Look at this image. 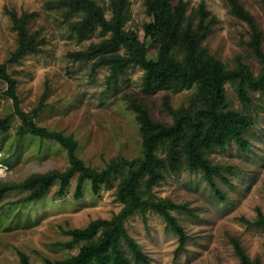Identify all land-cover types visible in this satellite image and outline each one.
Returning a JSON list of instances; mask_svg holds the SVG:
<instances>
[{
  "label": "rangeland",
  "instance_id": "rangeland-1",
  "mask_svg": "<svg viewBox=\"0 0 264 264\" xmlns=\"http://www.w3.org/2000/svg\"><path fill=\"white\" fill-rule=\"evenodd\" d=\"M87 2L102 13L101 20L89 17L73 0H0V63L16 81L25 118L73 135L77 155L100 171L112 161L143 156L139 107L164 126L187 115L181 130L156 149L164 160L176 154L177 169L163 170V178L152 187L157 197L186 205L188 210H172L187 233L185 249L176 254L177 234L152 210L128 217V233L148 255V264H240L232 237L252 261L264 264V224L255 223L258 212L264 215V88L246 85L250 101L243 104L236 85L223 84L225 102L218 110L240 112L250 122L242 132L246 148L232 137L223 147L206 140L209 121L199 125L203 157L221 167L213 176L219 196L203 171L190 169L186 162L187 139L195 128L188 123L199 122L194 111L209 104L199 83L190 77L184 84L171 78L149 90L144 69L132 60L134 51L121 45L92 58L82 56L110 39L104 22L117 18L148 59L206 68L215 61L224 70L244 69L258 77L264 72V0H170L174 21L153 37L146 28L154 23L156 0ZM254 40L262 56L255 52ZM113 63L121 65L116 74ZM7 88L0 78V264H20L19 252L33 264H46L45 259L77 253V245L59 244L70 240L65 230L109 219L121 209L116 187L128 168L98 192L86 179L76 196L74 175L64 194L57 193L55 180L42 198L23 202L31 191L24 185L29 178L63 172L69 159L58 142L30 131Z\"/></svg>",
  "mask_w": 264,
  "mask_h": 264
},
{
  "label": "trees",
  "instance_id": "trees-1",
  "mask_svg": "<svg viewBox=\"0 0 264 264\" xmlns=\"http://www.w3.org/2000/svg\"><path fill=\"white\" fill-rule=\"evenodd\" d=\"M156 2L154 23L146 28L147 36L150 37L165 31L167 26L174 21L172 15L174 6L170 0H156ZM73 4L77 8L85 10L89 17L97 16V19H102V13L100 11L96 13L94 5L88 3L87 0H73ZM104 24L111 32L110 39L90 51L83 52L82 56L92 58L99 51L104 50V52H107L106 50L121 45L134 51L135 57H132V60L144 69L143 81L149 90L161 87L164 83H170L173 79V82L184 84L190 77L199 83L198 85L208 97L209 104L207 108L194 111L196 120L199 119V122L192 120L188 123L190 129L192 123L195 128L191 129L192 133L187 139L186 162L190 169L202 170L208 183L216 189L219 196H223L217 189L213 178L215 173L220 172L221 167L212 165L203 157L200 151L201 141L199 138L202 134L199 125L204 127V119L209 121L208 126H205L206 134L203 136L206 140L212 139L215 144L223 147L225 142L232 137L242 148H246L248 143L242 132L248 128L250 122L240 112L218 110V107L225 102L223 84L225 82L234 83L240 101L247 104L250 101V96L247 93L246 85L252 89H263L264 72L255 77L244 69L228 71L224 70L215 61L211 62L209 68L198 67L194 64L180 66L172 61H154L147 58L144 48L135 42L133 36L126 34L121 29L119 19L105 21ZM22 37L24 36L22 35ZM252 45L255 52L262 56L258 48V41L254 40ZM120 70V63L112 64V74H116ZM0 78L8 83L6 94L12 98L15 111L29 126L30 131L41 138L58 142L66 150L69 159V167L63 172L37 174L29 178L24 185L30 188L31 191L27 197L22 199L23 202L42 198L55 180L59 181L57 193L64 194L69 180L74 175L77 176L76 196H80L86 179L90 180L93 192H98L101 185L110 183L113 175L120 173L124 168H128L127 173L119 180L116 187L117 198L122 203L121 209L109 219L98 218L92 220L84 228L65 230L64 232L70 236V240L59 244L66 248L77 245V253L53 261L45 259L46 264H148V255L128 233L124 225V221L128 217L135 213H144L147 210H152L161 215L169 228L177 234L179 244L176 254L185 249L188 236L184 228L178 223L172 210H188L186 205L177 204L167 198L157 197L152 192V187L163 178V170L167 168L177 169L179 160L176 154L172 153L168 159L164 160L158 156L156 149L158 144L170 139L173 133L181 130L184 124L183 119L187 115L186 117L184 115L176 116L173 125L164 126L154 122L147 111L139 107L143 156L131 160L112 161L106 164L104 169L97 171L87 166L77 155L78 141L73 135H66L60 131L37 126L25 118V114L19 106V97L15 91L16 81L8 74L3 63H0ZM201 114L204 118L200 117ZM255 223L264 224V215L261 212H258V219ZM231 242L240 264H260L259 260L252 261L249 258L238 239L232 237ZM19 259L20 264H33L24 252H19Z\"/></svg>",
  "mask_w": 264,
  "mask_h": 264
}]
</instances>
